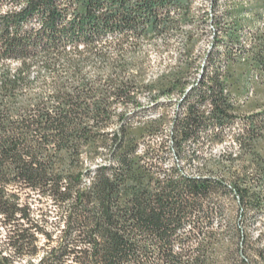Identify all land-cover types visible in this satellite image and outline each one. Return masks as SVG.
I'll return each instance as SVG.
<instances>
[{"label":"trees","instance_id":"1","mask_svg":"<svg viewBox=\"0 0 264 264\" xmlns=\"http://www.w3.org/2000/svg\"><path fill=\"white\" fill-rule=\"evenodd\" d=\"M196 1L0 0V264H264V0Z\"/></svg>","mask_w":264,"mask_h":264},{"label":"rangeland","instance_id":"2","mask_svg":"<svg viewBox=\"0 0 264 264\" xmlns=\"http://www.w3.org/2000/svg\"><path fill=\"white\" fill-rule=\"evenodd\" d=\"M211 3L215 4L217 6L216 12H215V23L218 22V20L220 21V23L222 22L223 19V12L225 10V7L227 6V1L226 0H197L195 7L196 10L199 12L200 16L203 15L204 12H206L207 10L209 11ZM200 19V20H199ZM198 20L200 21V32H201V42L199 43V52L200 54H203V52H205V50L208 48L209 43L211 42V26H213V24L215 23H210L208 21H206L207 19L205 18V14L204 17L199 18ZM208 22V23H207ZM221 50V48H219V51ZM168 134V131L167 133ZM224 147V146H223ZM223 147H219L216 150L212 151L213 154L218 153L219 151L222 150ZM168 162L171 164L172 160L169 158ZM34 209L36 206L35 203H33L32 206ZM34 214H36L35 216H38V212L36 213V211H34ZM52 219V218H51ZM50 224V223H49ZM47 229L50 230V226H47ZM259 227L257 225H254L251 227V232L254 236H256V234L258 233ZM5 242V228L0 226V243ZM42 243V242H41ZM7 253H9V251H7ZM24 263V262H21Z\"/></svg>","mask_w":264,"mask_h":264}]
</instances>
